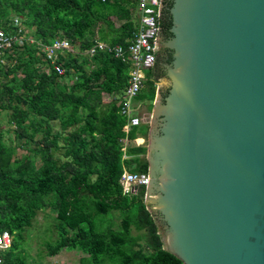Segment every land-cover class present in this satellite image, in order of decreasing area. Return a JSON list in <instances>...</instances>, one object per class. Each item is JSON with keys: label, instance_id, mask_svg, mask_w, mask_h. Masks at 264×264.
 Listing matches in <instances>:
<instances>
[{"label": "trees", "instance_id": "1", "mask_svg": "<svg viewBox=\"0 0 264 264\" xmlns=\"http://www.w3.org/2000/svg\"><path fill=\"white\" fill-rule=\"evenodd\" d=\"M133 7L134 0H0V32L11 39L0 56V111L19 145L33 147L29 159L14 158L0 130V233L12 238L1 264H28L23 233L45 209L53 216L49 238L57 237L42 245L45 257L66 249L85 255L80 264H183L163 249L145 188L123 195L118 182L124 171L148 175L146 146L134 142L148 125L124 130L131 62L97 48L95 37L126 50L136 31ZM61 41L69 50L57 54L59 74L43 47ZM153 75L146 71L133 100L135 116L138 102L152 107Z\"/></svg>", "mask_w": 264, "mask_h": 264}, {"label": "water", "instance_id": "2", "mask_svg": "<svg viewBox=\"0 0 264 264\" xmlns=\"http://www.w3.org/2000/svg\"><path fill=\"white\" fill-rule=\"evenodd\" d=\"M170 14L166 95L143 118L147 210L183 264H264V0Z\"/></svg>", "mask_w": 264, "mask_h": 264}, {"label": "built area", "instance_id": "3", "mask_svg": "<svg viewBox=\"0 0 264 264\" xmlns=\"http://www.w3.org/2000/svg\"><path fill=\"white\" fill-rule=\"evenodd\" d=\"M114 1V0H103ZM136 9L139 13L138 30L133 34V39L129 41V45L125 50L121 46H109L105 44H96L99 49L106 50L111 53L115 58H123L124 55L128 56L126 59L131 62V70L129 72L130 81L125 90V97L121 112L128 116V124L124 126L126 132L131 127L139 126L143 123L142 118L132 114L131 110L133 100L136 99L138 93L146 78V71H149L154 64V51L156 45V38L158 32V14L160 9V0H136ZM14 41L16 39L13 38ZM11 39L5 37L0 32V55L2 50L9 47ZM45 53V60L51 61L54 69L59 73H63L60 65L54 64L58 52L62 50H69V45L65 41L55 42L51 46L43 47ZM93 51V50H92ZM123 58L122 60H124ZM119 106V107H120ZM139 141V139H135ZM119 185L122 188L123 195H135L139 188L146 187L149 183V178L146 174L130 173L124 171L119 178ZM11 246V236L8 232L0 233V252L6 251ZM1 264V257H0Z\"/></svg>", "mask_w": 264, "mask_h": 264}, {"label": "rangeland", "instance_id": "4", "mask_svg": "<svg viewBox=\"0 0 264 264\" xmlns=\"http://www.w3.org/2000/svg\"><path fill=\"white\" fill-rule=\"evenodd\" d=\"M114 24L116 27L120 25V22H117L115 19ZM31 38V37H30ZM33 39H30V42H32ZM1 56V55H0ZM72 79V78H71ZM108 98H104L103 102L107 103L109 102ZM149 103L140 101L137 105V111L139 112V116L142 118H150L152 113V108L150 110L148 108ZM147 107V108H146ZM7 115H5L4 112L0 111V130L3 131L2 135V142L6 147H13L14 152L13 156L14 158L18 160H26L29 159L32 156V152L29 150L30 148H33L32 146H21V140H15V136L12 133L13 126L9 125L7 123ZM9 130V132H7ZM7 132V133H4ZM135 144L146 146L147 145V139L146 136L139 139V141H134ZM145 143V144H144ZM123 151H125V146H123ZM124 158H126L124 156ZM40 164V161L38 158L36 159V167H38ZM136 194V193H135ZM52 213L48 209H45L44 211L38 212L36 218L33 221V224L31 227L26 228L23 237L24 242L20 243L21 247L25 251V256L27 258L28 264H80L81 258H83L85 255H83L81 252H78L76 250H62L60 253L53 257H45L44 256V247L42 245L46 243H53L56 241L57 237L55 238H49V227H51L50 223H52ZM113 221L114 226L116 227L117 224L120 222V219L117 215V213H113ZM54 222V221H53ZM49 233V234H48ZM40 253V262H38L39 257L37 256ZM32 262V263H31Z\"/></svg>", "mask_w": 264, "mask_h": 264}, {"label": "flooded vegetation", "instance_id": "5", "mask_svg": "<svg viewBox=\"0 0 264 264\" xmlns=\"http://www.w3.org/2000/svg\"><path fill=\"white\" fill-rule=\"evenodd\" d=\"M172 6V0H161V6L158 14V35L155 45V62L152 66L154 71L153 79L155 80V87L160 83L162 84L160 88V94L163 97L166 95L167 89H165V79H166V66L172 61V51L165 47V43L171 38V14L170 8ZM161 22L169 24L168 27L162 26ZM171 59V60H170ZM150 71V70H149ZM146 103V102H145ZM147 108V107H146ZM148 110V109H147ZM143 125H144V119ZM147 146V145H146ZM160 221V217H158ZM161 223V222H160Z\"/></svg>", "mask_w": 264, "mask_h": 264}, {"label": "crops", "instance_id": "6", "mask_svg": "<svg viewBox=\"0 0 264 264\" xmlns=\"http://www.w3.org/2000/svg\"><path fill=\"white\" fill-rule=\"evenodd\" d=\"M105 3L106 2H109V3H112V2H110V1H104ZM134 2H135V7H133L132 9H131V11H133V14H134V16H135V18H136V24H135V29H136V31L138 30V23L137 22H139V13H138V10L136 9V0H134ZM114 18L112 17L111 18V20H113ZM114 21V20H113ZM118 22V21H117ZM121 23V22H120ZM115 25V24H114ZM116 27V26H115ZM135 31V32H136ZM134 32V33H135ZM133 33V34H134ZM95 41H96V43H98V44H105V45H110L108 42H105V41H100L99 40V38L98 37H95ZM130 41V40H129ZM74 52H78V50L77 49H75L74 50ZM153 103V102H152ZM152 103H151V106H152ZM142 137H139L138 139H141ZM12 239V238H11Z\"/></svg>", "mask_w": 264, "mask_h": 264}, {"label": "bare ground", "instance_id": "7", "mask_svg": "<svg viewBox=\"0 0 264 264\" xmlns=\"http://www.w3.org/2000/svg\"><path fill=\"white\" fill-rule=\"evenodd\" d=\"M9 248H10V247H9ZM9 248H8V249H9ZM8 249H7V250H8Z\"/></svg>", "mask_w": 264, "mask_h": 264}]
</instances>
